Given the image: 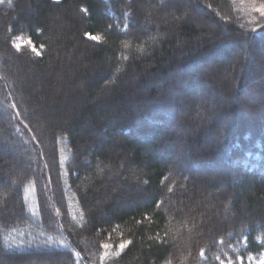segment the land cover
I'll list each match as a JSON object with an SVG mask.
<instances>
[{
    "label": "trees",
    "instance_id": "16d2710c",
    "mask_svg": "<svg viewBox=\"0 0 264 264\" xmlns=\"http://www.w3.org/2000/svg\"><path fill=\"white\" fill-rule=\"evenodd\" d=\"M262 2L0 0V107L35 155L12 174L7 157L14 149L0 140L7 152L0 153V264H222L228 254L264 252V117L243 116L245 95L261 86L264 72ZM200 10L217 30L198 25ZM20 36L30 43L17 48ZM242 40L250 53L245 75L234 54ZM207 59L217 66L201 67ZM239 65L234 100L188 141V169L174 171L170 149L180 125L172 103L152 100L157 72L166 87L176 83L179 66L196 83L222 73L233 82ZM57 88L47 122L34 126L23 104ZM69 89L80 93L78 108L60 104ZM141 89L152 101L135 110L132 96ZM211 133L216 144L207 149ZM222 156L225 173H218L234 180L231 191L217 194L219 209L229 203L234 213L223 225L206 205H194L196 170L208 174ZM135 189L140 195L127 194ZM108 249L115 254L105 258Z\"/></svg>",
    "mask_w": 264,
    "mask_h": 264
},
{
    "label": "rangeland",
    "instance_id": "374dc122",
    "mask_svg": "<svg viewBox=\"0 0 264 264\" xmlns=\"http://www.w3.org/2000/svg\"><path fill=\"white\" fill-rule=\"evenodd\" d=\"M202 11L203 10H200L201 12L200 15L198 16L194 15L197 23L199 22L198 25H203L205 27L209 25L208 27H210L211 30L213 31L217 30L218 26H216L213 22L211 21L208 22L204 18H202L204 17V13ZM60 22H61V25H64V24L66 25V23H64L62 20H60ZM205 23H207V25ZM28 41L29 39L26 38L25 36L24 37L20 36L16 38L15 45H20L22 47L28 44ZM250 43H251V40H250ZM244 46H246V41L242 40V44L240 46L241 49L238 48V49H235L234 51V54L237 53V55H239L240 59L242 60V64H244L243 72H242V74L244 73L243 75L246 74L245 72V70L247 69L246 66L250 62V53L246 48H244ZM33 47L34 46H32V48ZM36 52H39V50H37ZM246 54H247V57H246ZM216 55L220 56L219 53H217ZM200 64H201V67H210L212 69H214L217 66L215 63H211L208 59L205 62H202ZM256 64L258 63L255 62V64H253L252 66ZM241 66L242 65L236 66L235 70L233 71V77L231 78L233 79L232 80L233 82H231L227 74L222 73L218 81L217 79H213L212 81H209V82L204 81L201 84L196 83L195 80L192 79V76L191 75L189 76L190 72L187 68L185 69V67L179 66L176 68V70L172 71V78L177 80L176 83L175 84L172 83V86H168V87H166V82H165V79H163V75H160L161 72H157L158 79L153 82L154 85L157 86V93L154 99L152 98L151 99L153 101L155 100L154 102H159L162 100V102L164 103L168 102L170 103V105L172 103V110L176 111L178 115L177 121L180 125L174 129L176 138L172 142L174 144L173 148L171 147L172 146L171 143H166L167 144L166 147H168L169 149L171 147L170 150L173 151L174 153L173 155L174 160L172 163V169L174 171L179 172L176 170V167H180L182 169L186 167L188 169V162H186L187 157H184L186 155L188 156L187 149H190L188 146V141L194 138V135L198 134L203 129H206V127L209 128L211 126L212 120L217 118V114L220 113V108H222L223 110L226 109L222 106L225 105L226 107L227 104H229L228 103L229 99L234 100L235 94H236V91H235L236 85H233V84L236 82L238 75H240V71L242 70ZM255 68L256 70H258L261 68V66L257 65ZM262 70H264V66L262 67ZM206 75L208 76V74ZM253 77L254 75L250 76L249 79H247L248 85L251 84L250 87H252L253 85L252 82L256 80ZM55 78L57 79L60 78V75L55 76ZM262 79L260 78L261 86L256 87V88L252 87L251 89H249L250 90L249 93L245 95V101H244L245 105L243 106V108H246V109L244 111L243 116L247 120H251L257 115L260 118L264 117V72L262 75ZM228 82L230 83V86L232 87V89L231 87L230 88L225 87V85ZM182 89L184 90V92L181 91ZM58 90L59 89L57 88L56 90L53 89V91L48 92L47 98H46L47 101L40 100V101L34 102L33 100L27 99L28 104L27 102L23 104L24 109L26 111L25 113L29 116L30 120H32L34 126L37 125L40 127L45 124L44 122H47V119L45 118L46 113L48 112V110L50 109L52 105H54L55 103L59 101L55 99V95L58 92H60ZM230 92H231V95H230ZM134 93L135 94L132 96V98H135L134 96H137V97L135 98V100H131V101L133 103L132 107H134L135 110L137 109V106L138 107L141 106L140 104H146L152 101V100L148 101L149 92L146 90L141 89L139 92H134ZM60 94L63 97H66V100L64 99L63 102L60 103L63 106L70 105L71 107L78 108L82 103L81 98H79L78 96L80 95V93L77 89L76 90L69 89L67 91L64 90ZM180 95H182V98H184L185 102H181ZM216 102H218V104ZM27 106H29L30 108L28 109ZM72 118L73 116L71 117V115L66 114L63 121L69 122ZM227 121L228 120H226L225 124L227 123ZM10 125L11 124L9 123V119L6 116V113L2 111L0 107V140L2 141V144L4 142L7 144V146L14 149L13 153L10 154L11 157H7L8 158L7 162H9V165H10V172L13 174V172L15 173L21 172L20 170L22 169V167L28 168V166L31 165V161H34L35 155L34 153H31L32 155L29 154L30 149L32 148L30 147L28 148V146L27 147L22 146L23 145L22 143L23 142L25 143L26 140L18 141L16 139V136L14 135L13 131H10L11 130ZM220 128L222 129V127ZM215 138H216V135L212 133L208 134L204 140L205 147H207L208 145H211L214 148L216 144V142H214ZM45 142H48V139H45ZM22 152H24L25 154H28V157H29L28 161L26 160L25 154H24V158L22 157L21 155ZM0 153L2 154V156L7 154V152H5V150H2V148H0ZM204 154H206L205 156H207V153H204ZM199 155H201L202 157L204 156L200 153ZM223 160H224L223 156L220 159H216V161L213 164V167H214L212 169L213 171L208 172V174L206 175H203V173H199L200 172L199 170H196L198 171L196 172L197 175H196V181H195V185L197 186L196 194H197L198 202L194 203V205L196 204L197 205L202 204L204 206L206 205L207 209L211 210V213H209V216L212 215V213L216 212L214 217L217 219V221L220 220L219 223L222 225L223 223H231L232 222L231 216L234 215V213L231 211L232 209L229 203H226V204L224 203L220 207V209L217 206L219 205L217 202V196H218L217 194L227 193L229 189L232 188V183L234 181L232 179L231 180L224 179L223 178L224 175L220 174V173H225L223 171L224 170ZM221 167L223 170L221 169ZM204 170L207 171L206 169ZM36 172L39 173V170H37ZM208 181L217 182V184H220V185L223 183L222 187L220 188L221 192L220 191H212V192L204 191L203 187ZM182 187H185V186L182 185ZM139 190L137 189H135L134 191L128 190V192L127 191L126 192L127 194L132 192V194L135 196V195H140ZM216 209H219V210H216ZM259 241L264 242V235L260 236ZM112 253L115 254L113 251L108 249L104 257L106 258L112 255ZM261 257H264V252L259 253V254H251L247 258H244L242 255H238V257L234 258V257H231L230 254H228L227 258L221 259V263L222 264H260Z\"/></svg>",
    "mask_w": 264,
    "mask_h": 264
},
{
    "label": "snow or ice",
    "instance_id": "6c2138e0",
    "mask_svg": "<svg viewBox=\"0 0 264 264\" xmlns=\"http://www.w3.org/2000/svg\"><path fill=\"white\" fill-rule=\"evenodd\" d=\"M256 11H258V12L260 13V16H261L262 18H264V2H262V3L260 4L259 8H257ZM86 35H89V36L91 37V39H93V40H97V39H98V38L95 37V36H91V34H89V33H86ZM28 43H30V41H28ZM16 47L19 48V47H21V46H20V45H16ZM32 51H33V52H36L37 50H36L35 47H33V48H32ZM105 247H107V245H105ZM124 247H125V244H121V245H120V248H121V249H123ZM260 264H264V257H261V258H260Z\"/></svg>",
    "mask_w": 264,
    "mask_h": 264
}]
</instances>
